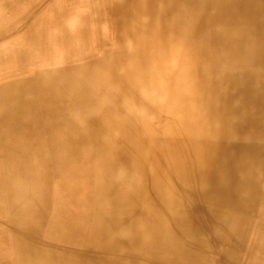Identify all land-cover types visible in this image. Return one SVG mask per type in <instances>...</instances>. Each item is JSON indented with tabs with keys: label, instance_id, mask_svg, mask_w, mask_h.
Wrapping results in <instances>:
<instances>
[{
	"label": "bare ground",
	"instance_id": "obj_1",
	"mask_svg": "<svg viewBox=\"0 0 264 264\" xmlns=\"http://www.w3.org/2000/svg\"><path fill=\"white\" fill-rule=\"evenodd\" d=\"M85 1L65 13L72 2L61 0L56 14L74 22L63 31L76 44L99 51L19 87L57 108L84 102V157L97 159L83 163L72 191L86 210L81 232L57 207L70 201L54 198L65 184L53 179L77 173L41 146L8 182L19 264H207L209 249L219 251L210 246L216 229L262 243L231 212L264 201L255 192L264 160V0ZM43 233L58 239L42 241ZM5 245L0 238V253Z\"/></svg>",
	"mask_w": 264,
	"mask_h": 264
},
{
	"label": "rangeland",
	"instance_id": "obj_2",
	"mask_svg": "<svg viewBox=\"0 0 264 264\" xmlns=\"http://www.w3.org/2000/svg\"><path fill=\"white\" fill-rule=\"evenodd\" d=\"M69 2H72V5L68 7L69 9L66 7L67 2H64V7L67 9L65 13L80 11L79 7H82L86 1L68 0V3ZM59 5H62L61 0H0V238H4L8 243V246H4V252L0 253V264L20 263V259L11 252L9 245L14 243V237L17 235L18 231L10 229L14 227L9 221H6V219L9 218L10 208L14 204L17 196L12 190H8V182L14 179L12 175L20 174L21 171L23 172L26 165L24 160L26 158L30 160L31 165L34 163L33 158L35 157L36 149L42 148L41 146H48V148L54 149L57 155L53 163L55 165H63L67 169L74 170L73 173H77L72 174L69 178L57 176V178L53 179L65 184L62 193L59 192V196L56 195L54 198L59 199V197H61L63 200L66 199L70 201L71 205L64 206V210L61 209L58 203L57 207L62 213H66L67 217L72 216V219L75 218L69 223V227L74 228L73 230H77V233L81 232L78 229V226L81 224L78 220L79 215L83 211H86L80 199L75 197L73 200L72 197L73 188L79 187V183L82 181V178L79 177V173L81 168H83V163L95 162L97 159L96 154L86 156V159L84 157V149L86 148H84L82 144V129L79 126L80 116L83 114L84 102L81 100L79 102L64 103L62 107L57 108L58 104L52 103L50 96H23L19 94L20 85L23 89L30 87L26 85L30 80L27 75V67L32 64L37 67V72H42V67L46 66L45 63H47V61L45 57H42L44 54L23 52L24 47L29 45L27 42H25V44L23 43V37H15V32H18L22 28L24 29L29 21L35 25L36 30L39 31L43 29L45 31L48 30L46 32H51L52 25L60 23L53 19V15L58 12L56 10L60 7ZM29 14H31L30 17ZM63 23L65 24V22ZM18 44H21V51H19ZM31 45H36V43ZM45 68H49L48 64ZM34 70L36 71V69ZM42 120L45 121V126L41 124ZM36 122L37 124H35ZM54 124L55 127L53 126ZM27 149H29V154L26 155ZM21 158H24V160ZM259 174L258 181L262 184V188L255 192L259 200L261 196L264 200V160L262 161ZM94 182L95 180H93V183ZM261 204L262 205L259 207H254L255 209L251 208L252 210H234L231 212V216H233V221L238 226L241 225L245 230L249 228L253 229L254 227L253 236H259L261 238L260 242L263 243L264 201ZM55 210L57 212V208ZM216 210L228 211L219 207H217ZM50 211L53 212L54 209L51 208ZM86 213L87 223H89V210H87ZM222 216L228 217V215ZM255 218L257 219L255 220ZM212 233L215 235H212L213 242L210 246L215 250L218 248L219 251L216 255L211 248L209 249V252L205 255L206 260H209L207 264H264V252H262L264 249L259 245H262V243L258 242L254 246H248V242H246L247 244H243V239H240V237L238 239V236L230 237L231 234H224V232L218 229ZM57 239L58 237L54 235L43 233L41 240L45 242H54ZM63 239H67V237ZM78 240L81 243L80 236ZM72 243L74 242L72 241ZM242 245L245 246L243 247ZM253 249H256L257 254L252 255V252H249ZM243 255H247L248 257L245 258ZM157 264H168V262Z\"/></svg>",
	"mask_w": 264,
	"mask_h": 264
},
{
	"label": "crops",
	"instance_id": "obj_3",
	"mask_svg": "<svg viewBox=\"0 0 264 264\" xmlns=\"http://www.w3.org/2000/svg\"><path fill=\"white\" fill-rule=\"evenodd\" d=\"M30 16L31 14H29V17ZM53 17L54 20L60 22L59 24H53L51 29L52 32L56 33V39L54 40L55 43H49L52 38L46 39L49 34V32L46 34V31L48 30L45 31L41 29L38 31L36 30L35 25L30 21L24 29H20L19 32H15V37H23V43L25 44V42H27L29 45L24 47L23 52H36L44 54L42 57L46 58L49 68H45L47 66L46 64V66L42 67V72L55 71L85 62L91 59L95 53L99 51L98 49H91L89 45L76 44L75 38L72 36L68 37L66 35V32L63 31L64 28L67 29V26L71 27L68 23V18L62 17V19H60L57 14L53 15ZM63 22H65V24ZM37 33L43 34V36L39 37ZM35 43L36 45H31ZM18 46L19 51H21L20 45ZM27 69L29 72H27V75L29 76V79L31 78V82L29 81L26 85L31 87V85L33 86L35 83L34 79L41 72H37V67L33 66L32 64L29 65ZM34 69H36V71Z\"/></svg>",
	"mask_w": 264,
	"mask_h": 264
}]
</instances>
